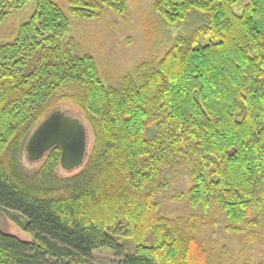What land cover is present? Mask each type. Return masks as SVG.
Here are the masks:
<instances>
[{"label": "trees", "instance_id": "16d2710c", "mask_svg": "<svg viewBox=\"0 0 264 264\" xmlns=\"http://www.w3.org/2000/svg\"><path fill=\"white\" fill-rule=\"evenodd\" d=\"M28 1L0 0V27L8 6ZM102 4L125 9L124 0H36L0 42V209L23 216L11 217L33 237L0 230V264H87L100 248L114 264H205L202 242L160 218L151 194L169 162L190 154L191 206L215 203L235 230L264 227V0H155L152 14L182 32L160 59L109 83L69 36L70 16L91 19ZM58 100L79 107L93 135L84 168L68 176L56 172L59 147L36 168L21 163Z\"/></svg>", "mask_w": 264, "mask_h": 264}, {"label": "rangeland", "instance_id": "374dc122", "mask_svg": "<svg viewBox=\"0 0 264 264\" xmlns=\"http://www.w3.org/2000/svg\"><path fill=\"white\" fill-rule=\"evenodd\" d=\"M55 1L64 7L68 4V0ZM154 1L124 0L125 9L121 13L102 4L103 9L91 19L70 16L69 36L77 41L81 51L95 57L99 73L105 83L130 72L142 60L160 59L170 47L172 38L182 32L184 26H165L152 14L151 6ZM35 6L36 0H29L20 7H7L9 14L0 27V42L10 41L16 36L20 23L32 14ZM211 40L210 36L200 38L201 43ZM66 91L64 88L63 92ZM55 110L78 118L86 130L82 162L72 168H64L61 164L56 167L58 175H73L84 168L93 146V135L80 108L65 100L56 101L37 124ZM48 152L39 159L31 160L23 146L21 163L28 170L36 168L44 161ZM196 163V158L190 154L177 155L169 162L162 173L163 186L154 188L151 194V199L156 205L155 212L160 218L178 219L183 222L184 228L190 230L204 245L205 264H262L264 227L258 223L235 230L230 227L225 212L215 203H211L207 211L193 207L189 203L187 196L194 182L191 172ZM11 216L25 221L17 212L0 209V230L19 239L31 241L32 235L24 231ZM252 218L255 220L254 213ZM121 239L125 252L134 250L136 242L132 238ZM119 259L111 249L100 248L93 250L87 264H114Z\"/></svg>", "mask_w": 264, "mask_h": 264}, {"label": "water", "instance_id": "95a60500", "mask_svg": "<svg viewBox=\"0 0 264 264\" xmlns=\"http://www.w3.org/2000/svg\"><path fill=\"white\" fill-rule=\"evenodd\" d=\"M86 145L84 124L59 110L49 113L33 130L24 148L31 160L45 155L53 147L61 149L60 164L72 168L82 162Z\"/></svg>", "mask_w": 264, "mask_h": 264}, {"label": "bare ground", "instance_id": "6f19581e", "mask_svg": "<svg viewBox=\"0 0 264 264\" xmlns=\"http://www.w3.org/2000/svg\"><path fill=\"white\" fill-rule=\"evenodd\" d=\"M37 126H38V124H37ZM37 126H36V127H37ZM36 127H35V128H36ZM35 128H34V129H35ZM32 132H33V131H32ZM31 134H32V133H31ZM31 134H30V135H31ZM28 138H29V137H28ZM27 140H28V139H27ZM26 142H27V141H26ZM26 142H25V144H26ZM25 144H24V146H25ZM60 150H61V149H60Z\"/></svg>", "mask_w": 264, "mask_h": 264}]
</instances>
